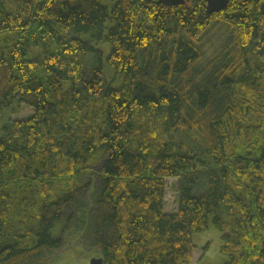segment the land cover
Wrapping results in <instances>:
<instances>
[{"label": "trees", "instance_id": "trees-1", "mask_svg": "<svg viewBox=\"0 0 264 264\" xmlns=\"http://www.w3.org/2000/svg\"><path fill=\"white\" fill-rule=\"evenodd\" d=\"M158 1L0 0V264L78 231L103 264H189L209 217L223 264H264V0Z\"/></svg>", "mask_w": 264, "mask_h": 264}, {"label": "rangeland", "instance_id": "rangeland-1", "mask_svg": "<svg viewBox=\"0 0 264 264\" xmlns=\"http://www.w3.org/2000/svg\"><path fill=\"white\" fill-rule=\"evenodd\" d=\"M229 30L222 24H215L208 28L199 38V47L203 52L201 66L217 55L228 39ZM99 47L107 53L109 44L101 42ZM109 68L104 65V72L108 74ZM32 114V110L20 105L18 113L12 114L10 118H26ZM193 136V135H191ZM176 179L165 180L164 211L173 212L176 210ZM208 228L192 236V256L189 264H223L227 258L219 251V235L211 224V217L208 218ZM81 232L72 233L67 236L66 247L58 252L50 264H89L91 259L97 257L94 250H85L80 243Z\"/></svg>", "mask_w": 264, "mask_h": 264}, {"label": "water", "instance_id": "water-1", "mask_svg": "<svg viewBox=\"0 0 264 264\" xmlns=\"http://www.w3.org/2000/svg\"><path fill=\"white\" fill-rule=\"evenodd\" d=\"M185 1L189 0H159L158 2L162 3L166 6H176L183 4ZM205 1V9L207 14L219 12L224 9L229 0H204ZM89 264H103V260L101 257H94L91 259Z\"/></svg>", "mask_w": 264, "mask_h": 264}]
</instances>
